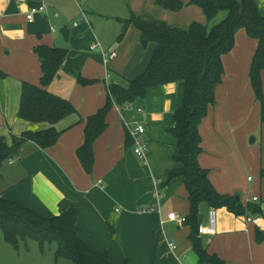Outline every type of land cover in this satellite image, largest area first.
Here are the masks:
<instances>
[{"label":"crops","instance_id":"crops-1","mask_svg":"<svg viewBox=\"0 0 264 264\" xmlns=\"http://www.w3.org/2000/svg\"><path fill=\"white\" fill-rule=\"evenodd\" d=\"M74 1L75 6L73 1L69 3L77 19L68 27L63 19L68 3L63 4V0H0V137L10 140L11 133L19 136L31 128L48 127H35L18 118L22 84H40L41 63L35 53L39 45L68 49L58 76L47 90L69 100L77 111L55 125L62 132L55 146L42 149L27 143L17 159L5 164L0 195L46 218L61 217L75 207L81 238L94 250L107 253L113 264H199L190 240L191 228L168 221L171 213L184 220L189 215L184 180L175 179L162 187L167 175L178 166L174 161L177 141L168 130L181 107L184 83L152 87L145 99L130 108L122 110L114 105L107 115V130L93 144V172L86 173L77 150L84 144L88 117L105 106L110 83L124 86V82L129 84L145 72L156 46L143 53L141 34L130 27L122 41L106 42L103 31L88 22L87 12ZM189 2L184 3L197 10ZM40 6L46 10L28 21L30 10ZM143 19L175 23L174 17L163 18L166 21ZM206 22L205 14L200 16L198 23ZM191 24L178 28L188 30ZM93 45L100 50L92 51ZM255 50L256 41L240 31L236 48L224 57L226 72L216 91V103L200 126L203 151L199 163L209 171L215 189L223 195L239 196L245 209L254 204L261 210L260 221L247 224L250 212L238 216L227 208L216 209V234L202 237L208 252L226 264H264V123L248 79ZM112 52L116 57L106 63L104 55ZM79 78L96 82L83 85ZM262 80L264 88V71ZM123 116L132 125L137 122L145 126L144 140L151 149L147 164L135 155L134 146H127L129 131ZM259 132L260 145L255 138L251 141L255 145L249 147V138ZM243 164L256 175V180L248 178L250 185L240 179ZM253 197L259 202H252ZM153 208L161 211L156 213L161 228L157 245L151 233L153 214L148 212ZM210 209L207 204L201 205L202 227L208 222ZM161 220L166 221L164 226ZM109 224L115 227L113 237ZM171 243L176 249L170 247Z\"/></svg>","mask_w":264,"mask_h":264},{"label":"trees","instance_id":"trees-1","mask_svg":"<svg viewBox=\"0 0 264 264\" xmlns=\"http://www.w3.org/2000/svg\"><path fill=\"white\" fill-rule=\"evenodd\" d=\"M156 3L172 12H179L185 7L181 0H156ZM189 3L201 8L208 22L221 11H226L227 17L211 29L194 22L188 30L137 16L123 21L120 40L133 26L140 32L142 39L155 43L156 48L141 76L130 81L127 86L116 83L107 86V102L96 114L88 117L85 141L77 150V156L86 173L91 174L94 168L93 144L107 130V115L114 105L123 110L125 106L145 99L152 87L183 82L182 104L175 112L173 125L168 130V134L177 141L174 161L178 166L167 175L162 187H168L175 179L184 180L190 202V212L184 225L191 228L190 240L194 252L199 256V264H226L217 255L208 252L200 231L201 205L207 204L215 209L227 208L238 216L246 215L247 212L260 214L261 210L254 204H249L248 209H245L238 200L239 196L223 195L215 189L209 171L199 163L203 151L200 126L210 107L216 103V91L226 72L224 57L236 48L240 31H245L256 41L248 79L255 102L260 106L261 123H264V13L257 0H190ZM35 53L41 63L42 77L39 85L28 82L22 84L18 118L35 127H48L31 128L19 136L11 133L10 143L6 137H0V178L5 164L17 159L25 144L34 143L42 149L55 146L62 134L55 125L77 112L69 100L47 90L58 76L68 49L39 45ZM78 82L91 85L96 81L79 78ZM127 146H134L130 134H127ZM261 176L264 177V169ZM77 223L75 207L61 217L46 218L0 195V230L4 232L5 241L10 246L18 248L20 240L34 239L40 242L42 248L45 244H55L57 257L72 264H113L107 253L94 250L81 238L82 231ZM151 228L152 239L157 245L161 228L156 213L152 215ZM109 231L113 237L115 227L112 224H109Z\"/></svg>","mask_w":264,"mask_h":264},{"label":"rangeland","instance_id":"rangeland-1","mask_svg":"<svg viewBox=\"0 0 264 264\" xmlns=\"http://www.w3.org/2000/svg\"><path fill=\"white\" fill-rule=\"evenodd\" d=\"M74 0H63V4L65 5V13L63 19L66 21L67 26H71L73 22L77 19H74V15L72 14ZM77 7L81 6V8L87 12L88 22L92 23V26L97 30V27L103 31V37L106 42H118L122 32H123V21L132 18L133 16H140L143 18H158L157 20H170L171 17H174L175 23L173 21H168L169 24L175 26L176 23L179 25L177 27H185L189 26L193 22H198L200 16H204L202 10L196 6L195 9H191V7L186 6L176 13H172L169 10L163 9L160 5L156 3V0H77ZM186 2V0H181ZM219 1V0H214ZM261 11L264 13V0H257ZM75 6V4H74ZM155 9H158L155 11ZM192 11V12H191ZM158 13H162L165 16L159 17ZM227 17L226 11L219 12L214 19L211 21H207L206 24L209 29L213 26L221 23ZM119 18V20H118ZM162 18V19H159ZM165 18V19H163ZM121 20V21H120ZM100 21L99 23H97ZM166 21V20H165ZM175 24V25H174ZM103 27V29H102ZM131 29H135L133 26H130ZM116 34V37H115ZM123 39V38H122ZM122 39L120 41H122ZM102 40V39H101ZM103 42V41H102ZM103 50H105L104 42L101 43ZM156 46L155 43H149L147 47H144L141 41L142 52L147 53L150 52L152 47ZM90 50V48L88 49ZM108 50V49H107ZM90 54H99V52H89ZM122 84V83H121ZM126 82H124V86H126ZM261 119V117H260ZM257 139L258 145L261 142V134L252 135L249 140V147H253L251 144L253 139ZM10 143V140H9ZM243 152H245L243 150ZM244 173H240V179H242V183H249L248 178L250 177L256 180V175L251 173V170L243 164ZM250 185V183H249ZM57 247L54 244L53 246H49L45 244L42 248L40 242L34 239H26L20 240L18 248H14L6 243L5 235L2 230H0V264H72L65 259L57 257Z\"/></svg>","mask_w":264,"mask_h":264},{"label":"built area","instance_id":"built-area-1","mask_svg":"<svg viewBox=\"0 0 264 264\" xmlns=\"http://www.w3.org/2000/svg\"><path fill=\"white\" fill-rule=\"evenodd\" d=\"M46 10L45 6H40V7H36V8H32L30 10V12L27 15V19L28 21L32 22L34 20V18L36 17L37 14L44 12ZM76 25V24H75ZM92 51H97L100 50L98 45H93L92 46ZM116 57V53L112 52V53H108L104 55L105 58V62L108 63L109 61H111L112 59H114ZM132 105V104H131ZM131 105H128V107L130 108ZM138 112H141V110L139 109ZM123 122L125 124V126L127 127L129 134L131 135L133 141H134V147H133V151L135 153V155L141 160L142 163L147 164L148 159L150 157L151 154V149L148 145V143L144 140V134H145V126L142 125L141 123H134L133 125L130 124L125 117H122ZM13 161V160H12ZM160 193L157 191L156 192V197L159 198ZM259 198L258 197H253L252 198V202L257 203L259 202ZM148 212L155 214V213H160L161 211L159 209H150ZM261 219V215L260 214H255V215H250L248 217H246V223L247 224H257ZM168 221H172L174 223H176L178 226H183L184 225V219L179 217L176 213H171L168 215ZM166 223V221L161 220V225L164 226V224ZM216 227H217V211L215 208H211L209 211V217H208V222L205 225V227L201 226V235H207V236H213L216 234ZM170 247L174 250L176 249V246L171 243Z\"/></svg>","mask_w":264,"mask_h":264},{"label":"water","instance_id":"water-1","mask_svg":"<svg viewBox=\"0 0 264 264\" xmlns=\"http://www.w3.org/2000/svg\"><path fill=\"white\" fill-rule=\"evenodd\" d=\"M142 44L144 45V47H147V45L149 44V41L147 40V39H143L142 40ZM253 142V141H252ZM240 198L238 197V200H239ZM203 219H204V216L203 215H200V224H202L203 223Z\"/></svg>","mask_w":264,"mask_h":264}]
</instances>
